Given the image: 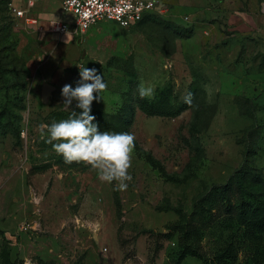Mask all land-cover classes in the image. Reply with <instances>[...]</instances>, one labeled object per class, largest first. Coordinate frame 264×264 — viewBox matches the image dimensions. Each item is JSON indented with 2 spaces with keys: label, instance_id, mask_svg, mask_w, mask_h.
Returning a JSON list of instances; mask_svg holds the SVG:
<instances>
[{
  "label": "rangeland",
  "instance_id": "374dc122",
  "mask_svg": "<svg viewBox=\"0 0 264 264\" xmlns=\"http://www.w3.org/2000/svg\"><path fill=\"white\" fill-rule=\"evenodd\" d=\"M10 1L0 0V264H264V229L241 219L243 205L264 209V0H161L163 13L132 28L103 21L84 35L107 84L92 115L140 148L123 191L40 138L41 125L80 111L61 95L80 66L23 41ZM235 14L248 17L242 35L227 22ZM206 21L227 41H188ZM141 80L154 99L139 97ZM45 82L56 88L44 102ZM32 219L38 229H19Z\"/></svg>",
  "mask_w": 264,
  "mask_h": 264
},
{
  "label": "clouds",
  "instance_id": "9594fccd",
  "mask_svg": "<svg viewBox=\"0 0 264 264\" xmlns=\"http://www.w3.org/2000/svg\"><path fill=\"white\" fill-rule=\"evenodd\" d=\"M264 10V9H262ZM164 68L171 65L165 64ZM80 79L73 88L65 84L61 90L65 108L72 109L73 102L80 111L72 109L71 116L51 124L40 126L41 139L52 146L65 163H83L97 172L101 182H116V190H126L131 180L132 153L136 137L132 132L101 130L96 117L92 115L93 102H99L100 93L107 84L96 68L79 67ZM141 99H154L155 89L143 80L137 86ZM99 94V95H97ZM193 93L182 96L185 104L192 106Z\"/></svg>",
  "mask_w": 264,
  "mask_h": 264
},
{
  "label": "built area",
  "instance_id": "2783aa9c",
  "mask_svg": "<svg viewBox=\"0 0 264 264\" xmlns=\"http://www.w3.org/2000/svg\"><path fill=\"white\" fill-rule=\"evenodd\" d=\"M161 4H163L161 0H62L63 11L72 14L73 21L52 19L47 24L35 14L34 0H27V7H19L12 0L8 3V7L17 27L79 36L103 21H113L122 28H132L148 15L163 13L165 8H161ZM38 228L37 219H32L23 222L19 229L24 231ZM8 238L12 244L16 243L15 234H9ZM26 264L36 263L30 261Z\"/></svg>",
  "mask_w": 264,
  "mask_h": 264
},
{
  "label": "crops",
  "instance_id": "0c3cea01",
  "mask_svg": "<svg viewBox=\"0 0 264 264\" xmlns=\"http://www.w3.org/2000/svg\"><path fill=\"white\" fill-rule=\"evenodd\" d=\"M13 1L19 7H27V0H13ZM207 7L209 6H205L204 8L205 9L204 11L206 12L210 9ZM33 10L35 14L41 18L44 24H47L48 21L52 19H62L69 22L73 21L72 14L63 11L62 0H34ZM247 18L248 17L240 18V16L238 17L237 14H235V16L232 17V19L227 20L229 24L234 25L233 31L235 32L233 35L235 34L242 35L246 31V30L244 31V29H245V23L247 22L246 21ZM203 23L205 24L203 25ZM256 24L259 27L263 28L264 21L262 22L261 20L260 21L256 20ZM200 25L202 27V30L198 29ZM94 26L98 27L99 24ZM219 28L220 27H218L216 23L214 24L208 21L198 22V24H196L194 28V35L187 40L191 41L194 39L197 42L205 41V40L215 41V42L218 41L222 42L223 40L227 41L226 34H224L222 30H220ZM25 31L26 32H21L24 38L23 41L25 40L26 42H28L29 40H31L30 39L31 37L43 41L42 47L45 49V51H47V53L50 52L48 56V59H50L51 61L50 63H54L55 61L60 60L61 65L65 67L70 66V64H72L73 62L74 63L78 62V66L80 67H84L85 64H86L85 66L89 68L93 67L94 64L90 60V58H92V54H90L89 51V43L91 42V39L87 38V36H84L86 33L79 36H73L71 33L59 35L55 33H49L47 31L38 32L35 30H27V29H25ZM216 31H219L220 35H214ZM204 34L208 35V37H205ZM177 40L179 44L181 39H177ZM223 49H225V46H223Z\"/></svg>",
  "mask_w": 264,
  "mask_h": 264
},
{
  "label": "trees",
  "instance_id": "16d2710c",
  "mask_svg": "<svg viewBox=\"0 0 264 264\" xmlns=\"http://www.w3.org/2000/svg\"><path fill=\"white\" fill-rule=\"evenodd\" d=\"M154 16V14L152 15H148L146 16L143 20L150 18ZM142 20V21H143ZM141 21V22H142ZM140 106L141 108L149 113V114H159V110L150 102L146 101V100H140ZM128 115H126V122H130L131 117H130V113L127 112ZM129 117V118H128ZM128 118V119H127ZM135 146H137V148L140 150V148L138 147L137 144H135ZM146 160L152 164V166L156 169H158L164 176H167V172L165 167L162 165L161 161L158 160L157 158H155L152 154L148 153L145 155ZM242 169V168H241ZM244 169V167H243ZM241 171H245V170H238L237 173L241 172ZM236 173V174H237ZM238 173V174H239ZM246 216L249 220V222L257 229H264V209L259 208V207H246V205H243L242 210H241V219H243L244 222H246Z\"/></svg>",
  "mask_w": 264,
  "mask_h": 264
},
{
  "label": "water",
  "instance_id": "95a60500",
  "mask_svg": "<svg viewBox=\"0 0 264 264\" xmlns=\"http://www.w3.org/2000/svg\"><path fill=\"white\" fill-rule=\"evenodd\" d=\"M56 88V86L52 83L45 82L41 89V99L42 101H47L48 98L52 95V91Z\"/></svg>",
  "mask_w": 264,
  "mask_h": 264
}]
</instances>
